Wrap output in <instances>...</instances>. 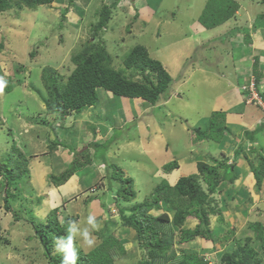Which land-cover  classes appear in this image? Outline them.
Returning a JSON list of instances; mask_svg holds the SVG:
<instances>
[{
    "label": "rangeland",
    "instance_id": "rangeland-1",
    "mask_svg": "<svg viewBox=\"0 0 264 264\" xmlns=\"http://www.w3.org/2000/svg\"><path fill=\"white\" fill-rule=\"evenodd\" d=\"M144 1L145 5L149 3L152 6V0ZM233 1L237 4L230 15L233 21H222L223 25L216 27L221 23L211 25L214 20L212 16L215 15L211 12L215 9H211L214 3H209V0H159L158 12L154 13L151 19L137 17L134 12L125 14L122 11L138 7L136 3L141 0H116L113 4V0H105L109 8L117 6L123 13L111 10L107 20L108 29L102 27L97 30L96 35L88 31L97 23V8H101V1H96L98 4L95 5L91 3L86 12L83 11L81 18L77 17L72 9L79 6L81 0H54L49 5H38L34 8L18 7L12 3L11 9L0 12V77L11 80L13 86L10 92L0 95V169L4 171V177L12 173L14 176L19 174L10 181L9 208L4 206L6 188L3 187L4 179L0 177V264H50L51 257L62 258L53 251L55 238L66 235L65 228L70 219L78 221L82 227L85 226L89 214L94 215L102 224L100 231L92 233L96 237L95 246L110 235L118 239L123 237V233L133 229L123 228L121 215H129L134 204L144 202L162 179H166L169 185H174L181 175L190 176L198 172L199 183L207 191L203 174L198 171L196 164L194 169L190 167L187 160L199 158L201 155L203 159H198L203 161L201 163L210 165L220 162L222 165V162L216 159L222 152L220 145L225 148L227 142L225 136L221 139L223 131L219 127L222 124L219 113L210 114V101L215 89L205 83L195 85L201 83V80L198 78L197 82L191 81L188 74L191 68L189 64L195 62L204 69L210 70L212 67L215 70L217 64L222 63L223 67L227 65L228 68L226 62L224 64L220 61L221 53L225 54L226 43H218L216 47L214 45L219 39L218 36L223 35L232 26L244 24L248 13H256L262 9V5H258L260 0ZM76 11H80L78 7ZM235 12L241 18L236 20ZM210 36H213V39L209 38ZM90 38L92 41L94 38L97 44L99 39H104L100 44L111 54L112 65L116 68L123 66L122 60L135 44L143 45L148 56L160 61L163 69L170 75L168 94L160 95L159 100L152 104L141 98L113 97L111 92L103 93L105 90L100 89L98 107L84 106L80 112L71 110L62 116L48 113L40 96L46 92L40 79L41 68L51 66L61 73L65 81L74 67L70 62L71 56L83 49V44ZM22 63L26 66L20 67ZM126 72L130 74L132 69H127ZM135 72L140 81L145 77H148L147 80L151 83L157 80L156 74L150 69L143 72L136 69ZM251 81L249 84H243L240 89L249 85L247 100H257L252 90L255 80L253 79V86H250ZM183 90H188L194 99L179 105L177 101L182 98L178 94L181 95ZM258 94L256 91V97ZM105 105H108V108ZM185 105L189 107L185 108ZM177 106L188 112L187 118L195 127H189L185 122L180 124V129L178 124V129L174 125L177 141L172 142L173 137L169 130L173 119L169 118L179 119L183 113L181 111L180 116L174 114L170 117L166 113L171 109L179 111ZM206 115L211 116L209 129L208 125H203ZM108 122L111 126L115 125L119 135L112 141L111 149L105 156V164L121 163L124 169L131 170L133 177H130L128 190H133V194L127 191L128 197L119 192V170L112 169V174L108 170L105 174L103 169L106 165L100 164L97 156L102 153L103 146L88 147L93 139L99 141L100 138L102 141L103 136L99 133L102 129H108ZM90 126H94V131L88 128ZM197 127L207 129L209 138L198 139L195 130ZM111 134L112 132H107L108 136ZM54 138L60 142L55 147L51 146ZM133 139H136V142ZM68 144L81 151L76 153L78 160L74 161ZM136 160L138 165L131 167L130 162ZM173 160L177 163L179 161L178 169L165 171L163 165ZM72 162L77 163L74 172L62 185H56L52 175H59L68 170ZM83 162L84 164L79 166ZM11 166H14L12 171L8 169ZM217 169L221 172L220 166H216V171ZM155 171L158 173H154ZM260 172L263 173L264 170ZM111 175L117 180L112 179ZM125 175L123 178L129 177V172ZM79 177L81 180H77ZM93 178L96 183L91 185ZM222 179L226 180L223 175ZM80 183H83V187ZM101 184L106 187L100 188ZM226 185L228 184L221 181L218 190L222 192ZM84 187H87L86 190ZM220 191L218 194L211 193L216 202ZM115 204L117 209L114 210ZM215 207L220 209L219 201ZM53 209H56L57 221L60 223L63 220L65 227L62 235L57 233L56 228H48L53 244L50 248L51 257L48 258L43 252L34 227L41 223L46 225L48 212ZM100 209H103V212ZM163 210L171 217L172 212L166 210L163 204L159 209L150 212L157 214ZM223 212L225 217L233 215L228 209ZM214 216L216 218L209 216L208 222L210 228L215 229L213 244L209 240L196 237L195 241L184 243L181 247L198 250L209 260V264H221L222 253L235 249L236 243L243 246L248 237V244L254 246L253 249L264 263V248L260 245L261 239L255 238L257 233L251 224L247 227L230 226L226 220L219 221L218 214ZM195 223L196 220L189 218L183 226L192 228ZM255 223L262 224L264 228V222ZM126 237L134 235L126 233ZM262 239L264 242V231ZM174 246L178 247V244ZM76 247L78 251L85 253L94 248L84 245L80 237L76 239ZM135 253L128 251L126 254L129 256L118 261L134 264L141 258L142 251L139 248ZM130 254H133L132 257Z\"/></svg>",
    "mask_w": 264,
    "mask_h": 264
},
{
    "label": "trees",
    "instance_id": "trees-1",
    "mask_svg": "<svg viewBox=\"0 0 264 264\" xmlns=\"http://www.w3.org/2000/svg\"><path fill=\"white\" fill-rule=\"evenodd\" d=\"M53 1L0 0V12L9 8L11 9L13 7L12 3H15L18 7L34 8L38 5L50 4ZM218 1L221 5H219L217 0H209V3H214V7H211V9H215L211 12L215 14L212 16V19H214L211 24L212 26L226 20L232 14L234 8L237 7L236 2L233 0ZM261 2L264 4V0ZM97 12L99 13V17L97 23L92 28L95 33L106 25L111 9L108 5L103 4L101 8L97 9ZM205 25L208 27L207 24ZM100 42L97 44L91 39L87 40L83 44V49L71 56L70 62L74 67L65 81H63L61 73L51 66L41 68L40 79L42 86L46 90V96L44 94H40V96L43 98L42 101L45 103L48 113L62 116L71 110L80 112L84 106H96L100 89L111 92L113 96L141 98L152 104L159 100L160 95L168 94L167 90L171 81L170 75L163 69L160 61L148 56L143 45L135 44L122 60L123 66L116 68L112 65L111 54L108 53L106 47L101 45ZM22 65L26 66L22 63L20 67ZM127 69H132V73L128 74L126 72ZM136 69H140L141 72L145 69H150L157 76L156 82L151 83L147 80L148 77L140 81L137 77V72H135ZM6 81L8 84L4 93L10 92L13 87L11 80ZM13 85L15 86V84ZM209 128L210 126H208ZM195 130H197L196 135L198 139L209 138L205 130L200 131L198 127ZM116 131L117 129L115 128L112 131V135L106 141L101 143L92 141L88 145V147L91 145L93 147L103 146L102 153L100 156H97L100 159V164L106 161L104 152L109 148L110 142L114 140L115 136L119 135ZM56 138L51 142V146L53 147L60 144L59 139L57 140ZM67 147L71 154L74 155V161L78 160L76 153L81 151L74 148L71 144H68ZM19 153L22 154L21 152ZM84 162L80 163L79 166L84 164ZM69 165L68 170H64L59 175H52V179L54 178L53 182L56 185L63 184L77 167V163L75 162ZM107 167L113 170H119L120 168L116 163H110ZM177 167L178 163L175 160L163 165L165 171ZM8 169L12 171L14 166ZM197 169L203 174L202 177L207 191L199 183L197 173L190 176L181 175L174 185H169L166 179H162L161 183L157 185L152 194L144 202L134 204L129 215H121L122 224L131 227L135 231L134 237L139 242L138 246L142 251L141 258L136 260L134 264H209V260L205 259L198 250L190 247H181L184 243L195 241L196 237H201L214 243L213 230L215 229L212 230L208 224L209 216L211 214H218V216L221 214L220 209L215 207L217 202L214 201L211 193L215 192L217 194L215 190H218L222 177L217 173L216 166L199 162ZM3 172L0 169V177L5 181L3 182V187L6 188L4 190V206L5 208H9L10 181L12 180L11 178L14 179L19 174L17 173L14 176L12 173L4 177ZM107 172L108 170L106 174ZM118 172L120 173L118 176L120 179L119 192H123L128 197L127 191L133 194V190H128L131 179L130 177L123 178L121 175L124 172L121 169ZM111 178L117 180L112 175ZM212 202L213 204L211 205ZM161 204H163L166 210L172 212L171 217L165 210L157 214L150 212L151 210L159 209ZM55 211L56 209H53L48 212L46 225H42L41 223L34 227L43 246V252L48 258L51 257L50 248L53 245L48 228H56L57 233L62 235L65 227V225L61 226V223L57 221ZM189 218L190 220H196L192 228L183 226ZM251 227L257 233L255 238L261 239L260 245L264 248L262 239L263 225L253 223ZM249 241L250 239L247 237L243 246L236 243L235 249H231V251L225 250L220 256V263L264 264L262 263L261 256H258V253L253 249L254 246L252 247L248 244ZM177 244L178 247H175L174 245ZM123 245L124 240L121 236L119 239L112 235L105 237L100 244L89 252L78 251L79 259L77 264H128L126 261H118L127 253ZM128 248H130V245ZM61 259L60 257H51L50 264H61Z\"/></svg>",
    "mask_w": 264,
    "mask_h": 264
},
{
    "label": "crops",
    "instance_id": "crops-1",
    "mask_svg": "<svg viewBox=\"0 0 264 264\" xmlns=\"http://www.w3.org/2000/svg\"><path fill=\"white\" fill-rule=\"evenodd\" d=\"M55 1L63 2V0ZM96 1H101L102 5L107 3L105 2V0ZM96 1L81 0L80 5L76 6L80 11H76V7H73L72 9L76 12L77 15H75L81 18L83 11L86 12L85 10L91 3H94V5L98 4ZM261 1L262 0H260V2L258 3V5H262L261 10L256 13H248L247 16H245L247 20L244 19V24L232 26L229 30L225 31L223 35H219V39L214 44L216 47L218 43H226L225 54L221 53L220 61L224 64L226 62L228 64V68L227 65L223 67V64L219 63L215 67V70H213L212 67L209 70L207 68L204 69V67H202L201 65L198 66L195 62H193L192 64H189L191 68L189 69L188 73L189 77H191V81L193 80L194 82H197L198 78H200L201 83H196L195 85L205 83V85H208L209 87H213L215 89L212 93V99L210 101V114L213 115L214 113H219V119L222 122L219 127L223 131V136L221 139H223V137L225 136L227 142L225 148L220 145V149L222 152L220 153L221 155L218 154L219 157L218 159H216L217 161H221L222 165L220 162L215 164L217 167L220 166L221 172H219L217 169V173L219 174V176L222 177L223 175V177H225L226 179H222V183L228 184L222 192L219 190L220 196L218 195V197L216 198L217 202L219 201L221 206V216L219 215L218 220H226L227 223H230V226L235 225L238 227H241L243 225L247 227L248 225L255 223V221L264 222V172H260L261 170H264V4ZM114 2H116V0H113L111 4H113ZM108 4L110 5V3ZM136 4L139 6L132 7L133 9L130 8L126 11H122L125 12V14L134 12L137 17L141 16L145 19H151L154 13L156 14L158 12L157 8L159 7V0H152V6H150L149 3L145 5L144 0H141L140 3ZM116 8L117 6L113 11H115L116 13H123L121 12L120 8ZM236 12L235 16L237 20L241 18V16ZM228 21L232 22L233 18L230 17L225 22ZM221 25H223V23L216 27H220ZM109 31H111V29ZM209 38L213 39V36H210ZM197 75H199L200 77H197ZM253 79L255 80L254 82L256 90L261 96V104L251 99L247 100L246 95L248 96V92L242 91L240 89L243 84H247ZM187 88L188 87H186V89ZM106 92L107 91H103V93ZM178 95L182 98H179L177 101L179 105L189 103L191 102L190 100L194 99L189 95L188 90H183L181 95ZM98 103L93 107H98ZM187 105H185V108L190 106V104L189 106ZM105 106L108 108V105ZM121 107L123 108V106ZM177 108H179V111L177 112H175L174 109H171L166 113L167 116L169 115L168 117L174 114L180 116L181 111L183 113L182 117H180L179 119H174L173 117L169 118V120L173 119V122L170 125L171 130H169L170 135L173 137L172 142L177 141V137H175L173 129L174 125H176L177 128L178 124L180 129V124H184L185 122L189 127H195L189 122L187 118L188 112L183 111L181 106H177ZM123 113L125 114L124 108ZM210 117L211 116L208 115L205 116L203 120L204 126H210ZM55 118L56 116L54 117V119ZM107 127V130L109 132H112L116 128L114 124H112L111 126L110 122L107 123ZM88 128H91V131H94L95 129L94 126H90ZM207 129L202 130L206 131ZM107 130L102 129V132L99 133L101 137L103 136L102 141L99 138V141L93 139L91 140V142L96 141L101 143L106 141L112 135L111 134L110 136H108ZM99 134L98 136H100ZM183 137H185V134ZM133 141L136 142V139H133ZM112 144L113 143L110 142L109 148L104 152V157L111 149ZM200 157L201 159H203L201 155ZM199 158H189L187 162L189 163L190 167L194 169V164H196L197 167V162L201 161L198 160ZM180 159L183 160L184 158ZM194 160H197V162L195 163ZM250 160H253L254 162H250ZM137 162V160L130 162V166L132 167ZM102 165H106L105 162H103ZM117 165H119L120 167L119 170L121 169L124 171V174L121 175L122 177L126 176L125 174L127 171L129 172L128 176L133 177V175H131V170L124 169L121 163H117ZM137 165L138 164H136V166ZM152 165L154 166V163ZM104 167L105 168L103 170H105V172L109 170L112 174L111 168H108L107 165ZM178 167L174 169H178ZM155 169L157 170L158 167H155ZM158 171H155L154 173H158ZM80 178L81 177H79L77 180H81ZM95 181L96 180H94L93 178L90 181L91 185L92 183L95 184ZM83 183L85 182L83 181ZM83 183H80L81 185H79L83 187ZM104 185L105 184H101L100 188L101 186H103V188L106 187ZM86 188L87 187H84L85 190ZM219 191H216L217 194L219 193ZM111 208H113L112 205ZM115 209H117L116 204L114 205V210ZM226 209H228L229 212H233V215H226L225 217V215H223V211ZM100 210L101 212H103V209ZM212 215L213 217H215L214 214H211L210 216ZM126 227L127 226H123V228ZM126 233L134 235L135 231H127ZM126 233H123V237H121L124 240V247L125 249H127V252L129 251V249L134 248V250L129 252H134V254H136V250L139 249V246L137 245L138 241L135 239V237H126ZM127 244L130 245L129 249L127 247ZM131 255L133 254H130V256ZM126 256L129 255L125 254L123 256L124 260Z\"/></svg>",
    "mask_w": 264,
    "mask_h": 264
},
{
    "label": "clouds",
    "instance_id": "clouds-1",
    "mask_svg": "<svg viewBox=\"0 0 264 264\" xmlns=\"http://www.w3.org/2000/svg\"><path fill=\"white\" fill-rule=\"evenodd\" d=\"M44 5H48V4H44ZM113 9H111V10H113ZM223 22H221V23H223ZM107 24L108 23H106V25L104 27H107V29H108ZM92 28H89L88 32H91L92 34L96 35L97 32L95 33L92 30ZM110 29H111V27H110ZM92 39L94 41V38H92ZM100 41H104V39H102V40L99 39V42ZM251 82H253V80ZM6 87H7V81L4 79V77H0V95H2L4 93V90ZM247 87H249V85H246V88H243L241 90L249 93L250 90ZM254 89H255V91H257L256 86H255V82H254ZM258 96H259V100L254 99V101L261 104L262 103L261 96L259 94H258ZM199 162H203V161H198L197 164ZM210 165L214 166V167L216 166L215 164H210ZM60 223H61V226L64 225L63 220H61ZM101 228H102V224L100 222H98L96 217L92 214H89L87 216L86 224L83 227L76 220H71V219L68 220L67 226L65 228L66 235L57 236L54 240L53 251H54V253L62 256L61 264H77V261L79 259V255H78V250L76 247V239L78 237H80V238H82L84 245H86L89 248L94 247L96 244V237H94L92 233L100 231Z\"/></svg>",
    "mask_w": 264,
    "mask_h": 264
},
{
    "label": "built area",
    "instance_id": "built-area-1",
    "mask_svg": "<svg viewBox=\"0 0 264 264\" xmlns=\"http://www.w3.org/2000/svg\"><path fill=\"white\" fill-rule=\"evenodd\" d=\"M250 86H253L252 82H251ZM244 88H245V87H244ZM252 90H253V92H254V94H253L254 97H255L257 100H259V96L256 97V95H255V93H256L255 89L253 88ZM259 102H260V101H259Z\"/></svg>",
    "mask_w": 264,
    "mask_h": 264
},
{
    "label": "bare ground",
    "instance_id": "bare-ground-1",
    "mask_svg": "<svg viewBox=\"0 0 264 264\" xmlns=\"http://www.w3.org/2000/svg\"><path fill=\"white\" fill-rule=\"evenodd\" d=\"M214 141V140H213Z\"/></svg>",
    "mask_w": 264,
    "mask_h": 264
}]
</instances>
